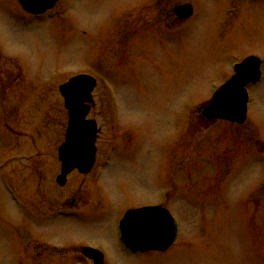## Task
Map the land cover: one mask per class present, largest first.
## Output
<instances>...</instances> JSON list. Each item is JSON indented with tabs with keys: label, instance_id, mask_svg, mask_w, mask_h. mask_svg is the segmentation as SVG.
I'll return each instance as SVG.
<instances>
[{
	"label": "rangeland",
	"instance_id": "1",
	"mask_svg": "<svg viewBox=\"0 0 264 264\" xmlns=\"http://www.w3.org/2000/svg\"><path fill=\"white\" fill-rule=\"evenodd\" d=\"M183 2L193 14L175 20L171 9ZM19 14L17 0H0L7 214L14 197L25 208L56 199L57 209L76 198L82 212L57 215L40 241L68 251L102 244L104 264H264V73L248 90L243 124L201 115L234 62L264 61V0H58L39 17ZM78 73L97 80L88 115L99 127L96 160L89 174L73 171L58 186L67 120L58 87ZM147 204L169 209L176 239L164 252L128 253L118 220ZM7 248L0 239V252ZM54 259L46 264L66 258Z\"/></svg>",
	"mask_w": 264,
	"mask_h": 264
},
{
	"label": "water",
	"instance_id": "2",
	"mask_svg": "<svg viewBox=\"0 0 264 264\" xmlns=\"http://www.w3.org/2000/svg\"><path fill=\"white\" fill-rule=\"evenodd\" d=\"M31 13H43L53 7L56 0H18ZM179 17L192 14V6L186 2L175 7ZM260 60L254 55L247 56L236 64L235 73L224 81L212 94L202 114L207 119L221 118L242 123L246 118L248 93L246 85L260 76ZM96 79L86 73L71 76L58 87L67 110L65 139L58 147L61 162L56 177L58 184L66 182V175L74 168L81 173L89 172L95 162V140L99 129L93 118H87L94 103L92 91ZM120 239L132 251L166 250L177 235V224L169 210L160 205H145L127 209L118 223ZM83 252L94 257L95 264L102 263V253L90 246Z\"/></svg>",
	"mask_w": 264,
	"mask_h": 264
},
{
	"label": "flooded vegetation",
	"instance_id": "3",
	"mask_svg": "<svg viewBox=\"0 0 264 264\" xmlns=\"http://www.w3.org/2000/svg\"><path fill=\"white\" fill-rule=\"evenodd\" d=\"M57 1H56V3H57ZM17 3L19 5V10L21 12V14H19V18L21 20H22L24 15L30 16V17H39L41 15H44L45 13H48L49 11H51L54 8L53 7L52 9H49V10H47L41 14H35V13H31L29 11H26L20 5L18 0H17ZM56 3H55V5H56ZM183 3H186V2H183ZM183 3H177L171 9L172 11L170 13L175 16V18H176L175 20L183 21L185 19L190 18L193 14V12H192V14L188 17H179L176 14L175 7L177 5L183 4ZM16 13L18 14L17 11H16ZM146 31H149V29H147ZM131 32H133V31H131ZM163 33L164 34H158L154 29H150L148 35H150L149 37L154 36V38H157L156 39L157 41L158 40L160 41V39L161 40H164V39L167 40V34H165V32H163ZM132 35L134 36L135 34H132ZM259 60H260V64H259L260 77L257 81L248 83L246 85L247 90H249V88L252 85L259 82V80L263 76L264 61L260 57H259ZM236 62H239V61H236ZM233 73H234L233 68H231L230 76ZM93 106H95V104L92 105V108H93ZM91 109H90V111H91ZM90 111H89V113H90ZM201 115H202V110H201ZM246 117H247V115H246ZM202 118H203V120H205L208 123L211 122L212 120H218V119H206L203 115H202ZM228 122L233 123V124H243V122L242 123H236V122H232V121H228ZM260 151L262 152L263 150H260ZM73 171H77V173H79L81 175H86V174H89L91 172L90 171L89 173L88 172L87 173H80L78 170L73 169L70 173H72ZM70 173H68V175L66 177V182L63 185H60L56 182V176H57L56 175L55 176L56 184L58 186H64L67 183L68 176ZM12 201L14 203L15 211L12 210L13 212H10V213H13V214H11V215L7 214L8 211L6 210L5 205L0 204V239L5 240L6 248L7 247L9 249L11 248L10 252H8V251H6L4 253H3V251L0 252V264H24V260L26 259V257L28 258L26 260L29 261L28 264H46V262L48 260H50L51 262L56 261L54 259L56 254H59V256H64L66 258L64 264H95L94 257H89V256L84 254V252H83L84 246H91V247L99 250L102 253V263L101 264H104L105 250L103 249L102 244H89V243L84 244V243H81V244L76 245L75 250L68 251V248H57V246L51 244L49 241H45V240L40 241L41 238H44V239L50 238V236L48 235L49 231H47V232L43 231L42 232V231H40V228L45 227L46 224L49 225L50 223H52V221H54V219L56 218L57 215H71L72 213L82 212L81 209L75 208L76 198L73 197L70 200H66V198H64L63 200H61L60 203H63V205L67 204L70 207V208H63V209L62 208L57 209L58 205H57L56 199H47V200L42 201V203H41V200L38 199L37 203L32 205V207H29V208H25L24 201L20 200L19 198L14 197V199ZM25 213H27V214H25ZM28 223H30L32 225L30 226ZM9 233L11 235H9ZM120 243H121V241H120ZM30 246H32L31 248L33 250H35V252L31 256L29 254L26 255V253H25V250L27 248H29ZM40 247H42L44 249L42 251H40ZM8 248H7V250H8ZM57 249L60 250L59 253L57 252ZM123 249L125 251H127L128 253H139V252H132L129 249L125 248L124 246H123ZM25 255H26V257H25ZM54 264H61V263L54 262Z\"/></svg>",
	"mask_w": 264,
	"mask_h": 264
}]
</instances>
